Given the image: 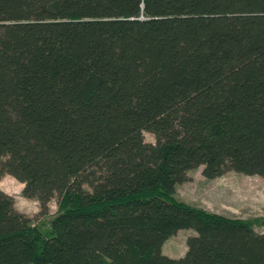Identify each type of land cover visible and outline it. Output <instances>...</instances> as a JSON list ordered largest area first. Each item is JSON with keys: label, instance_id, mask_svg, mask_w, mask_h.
Segmentation results:
<instances>
[{"label": "trees", "instance_id": "1", "mask_svg": "<svg viewBox=\"0 0 264 264\" xmlns=\"http://www.w3.org/2000/svg\"><path fill=\"white\" fill-rule=\"evenodd\" d=\"M199 167L264 179V0H0V180L58 206L43 232L0 191V264H264L175 199Z\"/></svg>", "mask_w": 264, "mask_h": 264}, {"label": "rangeland", "instance_id": "2", "mask_svg": "<svg viewBox=\"0 0 264 264\" xmlns=\"http://www.w3.org/2000/svg\"><path fill=\"white\" fill-rule=\"evenodd\" d=\"M145 140L155 143V136L145 131ZM203 167L189 172L190 180L177 187L175 199L203 208L208 212L229 218L252 221L258 233H264V179L246 176L234 171L216 179H208ZM24 184L11 175L0 180V191L11 195L16 208L32 219L33 225L43 232L51 229V221L58 211L57 200L49 204V214H41L40 203L24 196ZM197 235L194 229L180 230L163 246V253L171 258L183 257L187 252V239Z\"/></svg>", "mask_w": 264, "mask_h": 264}]
</instances>
